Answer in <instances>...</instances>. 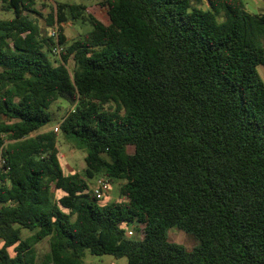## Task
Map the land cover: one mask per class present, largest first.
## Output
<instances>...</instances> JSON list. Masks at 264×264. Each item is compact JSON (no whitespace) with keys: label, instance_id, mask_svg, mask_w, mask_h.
<instances>
[{"label":"trees","instance_id":"trees-1","mask_svg":"<svg viewBox=\"0 0 264 264\" xmlns=\"http://www.w3.org/2000/svg\"><path fill=\"white\" fill-rule=\"evenodd\" d=\"M206 1L99 0L106 25L82 3L45 17L37 0H0L12 15L0 19V264H86L87 251L264 264V13ZM74 21L92 29L69 42ZM59 100L71 106L61 134L87 154L82 174L66 173L56 133L43 131ZM98 176L123 182L122 201L92 195ZM132 224L142 239L128 237ZM172 228L197 246L171 242Z\"/></svg>","mask_w":264,"mask_h":264},{"label":"rangeland","instance_id":"rangeland-1","mask_svg":"<svg viewBox=\"0 0 264 264\" xmlns=\"http://www.w3.org/2000/svg\"><path fill=\"white\" fill-rule=\"evenodd\" d=\"M57 2L69 3V4H85L89 7V11L104 24L108 25L110 23L107 8L99 4V0H37L36 8L41 11L46 17L52 8L56 7ZM193 5L198 6L204 10H210L208 2L206 0H192ZM245 9L252 14H262L264 13V0H244ZM10 13H4L1 11L0 4V19L11 18ZM220 20V19H219ZM42 28L46 34H51L54 28H49L46 25L45 18L40 20ZM92 27L89 23H84L82 21H74L64 25V34L66 35L69 42H72L79 38L81 35L91 31ZM59 56H54L53 59H58ZM70 68L72 69L73 63H70ZM259 73L264 79V67L260 66L258 68ZM71 106L65 100L57 101L51 108V113L53 116V122L43 129V131H53L56 133L59 149V157L61 163L67 174L70 173H83L85 169V157L86 152L79 149L74 144L69 143L61 134V131L56 132L55 127L58 126L63 119L66 117L67 113L70 111ZM128 152L130 154L134 153V148L129 147ZM94 181L91 182L93 185ZM122 181H110L111 187L108 195L104 198L102 203H111L122 201V196L120 188L122 186ZM144 225L132 224L127 228L128 237L140 240L144 234ZM29 232L23 231L24 237L29 236ZM169 240L173 243H177L183 246L186 250L192 251L197 246V240L194 236L187 234L178 228H172L168 233ZM3 243L0 241V248ZM37 253L39 258H43L46 254L50 252V242L49 239H45L43 242L39 243L37 246ZM86 264H128L127 258L116 259L111 255L104 256H93L90 252H86L84 258Z\"/></svg>","mask_w":264,"mask_h":264},{"label":"built area","instance_id":"built-area-1","mask_svg":"<svg viewBox=\"0 0 264 264\" xmlns=\"http://www.w3.org/2000/svg\"><path fill=\"white\" fill-rule=\"evenodd\" d=\"M47 1V0H44ZM59 35L60 31L58 27H55V29L52 30L51 36L58 42L59 41ZM63 51V47L59 44H57L53 48V54L54 55H60ZM55 131L59 132L60 131V124L55 127ZM93 185H91V192L92 195L98 199L99 201H103L106 195H108L110 191V181L107 177L105 176H98L94 180Z\"/></svg>","mask_w":264,"mask_h":264}]
</instances>
